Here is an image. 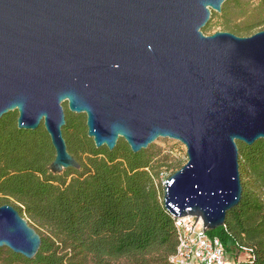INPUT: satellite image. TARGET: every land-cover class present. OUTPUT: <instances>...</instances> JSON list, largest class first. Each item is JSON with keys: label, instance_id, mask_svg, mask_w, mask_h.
I'll list each match as a JSON object with an SVG mask.
<instances>
[{"label": "water", "instance_id": "95a60500", "mask_svg": "<svg viewBox=\"0 0 264 264\" xmlns=\"http://www.w3.org/2000/svg\"><path fill=\"white\" fill-rule=\"evenodd\" d=\"M224 1L0 0V118L16 110L18 128L43 124L52 173L80 167L62 135L64 102L96 147L175 139L187 161L164 181V208L200 217L203 230L222 225L242 193L236 142L264 139V29L204 34ZM40 242L0 205V247L31 259Z\"/></svg>", "mask_w": 264, "mask_h": 264}, {"label": "trees", "instance_id": "16d2710c", "mask_svg": "<svg viewBox=\"0 0 264 264\" xmlns=\"http://www.w3.org/2000/svg\"><path fill=\"white\" fill-rule=\"evenodd\" d=\"M225 3L202 31L218 26L244 36L252 27L235 24ZM256 5L264 12V0ZM63 107L62 135L80 167L61 173L48 169L55 152L42 123L18 128L16 110L0 118V205L12 204L41 239L31 259L0 247L1 264H173V215L156 181L164 156L152 146L133 152L121 137L112 149L96 147L85 115ZM236 143L241 198L207 232L233 264H264V139Z\"/></svg>", "mask_w": 264, "mask_h": 264}, {"label": "built area", "instance_id": "2783aa9c", "mask_svg": "<svg viewBox=\"0 0 264 264\" xmlns=\"http://www.w3.org/2000/svg\"><path fill=\"white\" fill-rule=\"evenodd\" d=\"M159 177L163 179L164 172ZM173 222L177 241L175 252L170 256L173 264H233L221 240L209 235L206 228L203 230L200 217L173 216Z\"/></svg>", "mask_w": 264, "mask_h": 264}, {"label": "rangeland", "instance_id": "374dc122", "mask_svg": "<svg viewBox=\"0 0 264 264\" xmlns=\"http://www.w3.org/2000/svg\"><path fill=\"white\" fill-rule=\"evenodd\" d=\"M257 1L258 0H235V1L225 0L224 1L226 2L225 7L229 11V13L233 16L232 19L235 24L252 27L248 31V33L245 34L244 36L251 35L258 30L264 29V14H263L264 12H262L263 11L262 9L257 7L256 5ZM211 11L219 14V12L217 11L214 10ZM241 11L243 12V15L238 17L237 15H239ZM218 29H219L218 26H214L210 33H206V32L203 33L211 34L212 32ZM148 146H152L153 150L159 151L161 155L164 156L163 158L166 162L165 163L166 165L161 166L159 168V173L164 172V177H163L164 180L174 171L179 169V167H181L187 161L185 146L181 142L175 139L158 137L154 141H152ZM173 162H177L178 165L177 168L170 166L173 165ZM159 173L156 181L162 185L163 179L159 177ZM0 264H1V260H0Z\"/></svg>", "mask_w": 264, "mask_h": 264}]
</instances>
